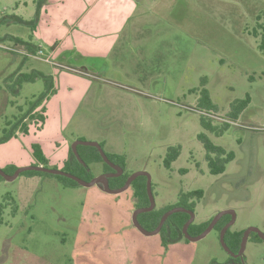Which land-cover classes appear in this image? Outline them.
Masks as SVG:
<instances>
[{"label":"rangeland","instance_id":"1","mask_svg":"<svg viewBox=\"0 0 264 264\" xmlns=\"http://www.w3.org/2000/svg\"><path fill=\"white\" fill-rule=\"evenodd\" d=\"M38 2L0 0L1 45L16 44L8 35L29 38L30 27L16 18L32 20ZM144 3L152 17L143 26L145 40L137 36L136 48L142 45L145 60L135 56L138 66H132L127 53L122 71L96 79L94 97L87 95L64 135L71 142L104 143L105 153L122 156L127 173L146 171L155 209L176 203L181 193L201 190L202 197L192 199L194 224L232 209L230 232L249 227L264 232V52L258 48L260 36L252 35L262 24L264 0ZM23 58L0 48V128L45 89L41 78L13 84L18 71L31 72V63H37ZM202 88L216 111L198 106ZM246 95L250 102L231 120L230 104ZM201 116L213 125L229 126L216 136L204 130ZM200 132L234 152L223 173L208 171ZM174 145L180 146V154L166 168L163 158ZM102 167L89 165L92 177ZM36 177L19 174L12 181L0 180V205L9 195L17 209L11 215L9 205L2 214L0 264H264V241H256L255 233L248 236L239 262L230 261L217 227L196 241L182 239L164 247L159 234L144 235L133 226L136 207L130 186L111 194L98 184L64 187L54 177Z\"/></svg>","mask_w":264,"mask_h":264},{"label":"crops","instance_id":"2","mask_svg":"<svg viewBox=\"0 0 264 264\" xmlns=\"http://www.w3.org/2000/svg\"><path fill=\"white\" fill-rule=\"evenodd\" d=\"M144 1L42 0L38 19L32 25L33 28H30L29 38L20 39L30 43L34 48L32 52L41 47L44 54L51 55L53 61L61 66L24 56L25 61L31 59L37 62L31 63L30 71L37 70L50 76L53 87L35 109H42L45 117L42 128L36 130L35 126L30 125L27 135L17 133L15 137L0 145L1 168L35 163L31 149L34 142L40 144L50 165H57L58 168L63 166L73 142L64 132L71 125L87 95L91 92L94 97L96 79L108 78L114 72L122 71L124 63L127 62V53L133 58L132 66L136 67L138 60L135 56L141 60H145L147 56L142 45L138 46L139 50L136 48L137 36L141 37L142 41L145 40L143 26H146L148 17H152ZM16 45L28 50L23 44ZM42 64L49 66L47 70ZM75 69L81 72H73ZM20 73L27 71L20 70L15 76ZM133 75L137 79L140 77L136 72ZM11 89L9 88L11 92L17 91ZM181 241L182 239L175 243ZM183 244L191 246L188 242Z\"/></svg>","mask_w":264,"mask_h":264},{"label":"trees","instance_id":"3","mask_svg":"<svg viewBox=\"0 0 264 264\" xmlns=\"http://www.w3.org/2000/svg\"><path fill=\"white\" fill-rule=\"evenodd\" d=\"M41 3L42 0H39V2L37 3V12L32 20L24 21L20 18H16V20L25 25H28L32 29L33 28L32 25L38 19V10L40 8ZM260 19L261 16H257V21H260ZM257 26H258L257 29L253 30L252 35L254 37L260 36V43L258 44V48L264 52V16H263L262 24L257 23ZM8 38L16 43L23 44L28 50L32 51L34 49L30 46L29 42L23 41L20 38L10 37V36H8ZM38 78H41L44 81L45 84L44 91L34 101L33 100L30 101L25 110L23 108H19V112L16 116H13L12 119H8L4 122V125L0 128V145L7 142L10 138L15 137L17 133L27 135L29 133L30 125L35 126L36 130H40L42 128V124L45 120V117L42 114V109L38 111H35V109L37 108V106H39V104H41L42 100L51 92L50 89L53 87L51 77L45 75L40 71L32 70L31 72L28 73L18 74L17 77L14 79L13 84L19 87L23 82H33ZM7 86L11 87L10 84ZM11 88L14 90L16 89L15 87H11ZM249 102H250V97L248 95H246L243 99L234 100L230 104L227 116L231 120H235L240 115V113L246 108ZM198 106L204 107L206 109H212L214 111L217 110V106L212 103V101L209 98L208 90H206L205 88H202L200 91ZM200 124L204 128V130L210 131L216 136L221 135L229 126L227 122H223L221 125L218 126L213 125L209 120V118L206 119V117L203 116H201L200 118ZM197 139L201 142L202 147L204 149L205 152L204 158L206 160L208 171L210 172V174L217 175L223 173L225 171L226 165L235 158L234 152L227 151L224 147L213 143V141L203 132L198 133ZM99 144L103 147L102 143ZM31 149H32L33 158L35 160V163L33 164H38L45 167L58 168L55 165L48 166V160L44 156L39 143L36 142L32 143ZM77 152L82 161L80 162L73 154L71 148H69L68 158L67 160L64 161L63 166L60 167L61 170L72 173L85 180H90L92 178V174H90V170H89V165L91 163H101L103 165V170H110V167L103 162L98 150L95 147L78 145ZM179 154H180L179 145L169 146L163 158L164 166L166 168H170L171 163L177 159ZM106 155L112 162H116L124 166V160L122 159L121 155L107 154V153ZM16 168L17 167L15 165H10L2 169L6 173H13ZM181 171L185 172V170H181ZM20 175L54 177L64 187L80 186L74 180L63 175L50 174V173L34 171V170L23 171L20 173ZM81 175H86V177L84 178ZM127 176L128 174H124L118 178H114V179L110 178L109 187L117 188L122 186ZM2 179L3 178L0 176V180ZM130 187L133 192L136 208L145 207L149 205V198L146 192V178L144 176H138L137 178H135L131 182ZM202 195L203 192L201 190H193L186 193H181L176 203L160 209L154 208L151 211L140 213L137 216V220L144 229L153 230L157 226L161 216L165 211L173 207H185L193 211L196 203L192 199L193 198L199 199L202 197ZM8 198H10V196L6 195L5 203L0 205V224L3 222L2 214L7 206L11 205L10 207L11 215L16 214V210H17L16 205L14 204V201L12 199L11 202V200ZM188 218L189 215L185 212L172 213L167 217V219L165 220V222L161 227L160 232L158 233L161 238V243L164 247H166L169 242H176L177 240L185 239L182 234V226L187 221ZM211 218L200 224L191 223L188 227V232L191 235L199 234L208 225ZM227 218L228 215L222 216L220 220L216 223L214 228L217 227V229L220 230L224 225V223L226 222ZM242 233L243 231L230 232L228 230L226 232L224 238L226 244L231 250H235L238 247H240ZM254 238L258 242L263 241L256 234H254ZM185 240L188 241L187 239ZM229 259L230 261L235 262V260L232 259L231 257H229Z\"/></svg>","mask_w":264,"mask_h":264},{"label":"water","instance_id":"4","mask_svg":"<svg viewBox=\"0 0 264 264\" xmlns=\"http://www.w3.org/2000/svg\"><path fill=\"white\" fill-rule=\"evenodd\" d=\"M78 145H85V146H92L95 147L103 162L106 163L108 166L114 168L115 170H117V173H105V174H99L97 176L92 177L90 180H85L82 179L72 173L66 172L61 170L60 168H52V167H45L42 165H38V164H28V165H23V166H19L17 167L13 173H6L1 167H0V176L6 180V181H12L14 180L21 172L23 171H28V170H34V171H41V172H46V173H50V174H57V175H63L66 176L72 180H74L75 182H77L80 186H84V187H90L93 186L95 184H98L99 187L107 192V193H111V194H116V193H120L124 190H126L131 182L137 178L138 176H144L146 178V192L149 198V205L145 206V207H139L136 208L132 214V224L133 226L142 234L144 235H153V234H158L161 230V227L163 225V223L165 222V220L167 219V217L169 215H171L172 213H176V212H185L189 215V218L187 219V221L183 224L182 226V234L184 236L185 239H187L188 241H196L202 237H204L211 229L214 228L215 224L219 221V219L224 216V215H230L231 219L228 223H226L220 230L219 233V240L220 243L222 245V247L226 250V252L233 258L241 257L243 255V251L245 248V243L247 241V238L249 236L250 233H255L261 240L264 241V232L259 230L256 227H249L247 228L245 231H243L242 233V237H241V242H240V247L238 252L234 253L230 250V248L228 247V245L226 244L225 241V233L228 229V227L233 223L234 218H235V212L232 209H224L221 210L219 212H217L210 220V222L208 223V225L203 229V231H201L199 234L197 235H191L188 232V227L189 225L193 222L194 219V213L192 210L185 208V207H173L167 211H165L163 213V215L161 216L157 226L153 229V230H146L144 229L138 222L137 220V216L140 213L143 212H148L154 209V200H153V195L151 192V179L149 174L146 171L143 170H139V171H135L132 172L130 175H128V177L126 178L124 184L120 187L117 188H110L109 187V183H108V177L109 176H115V175H119L122 173V168L120 166H118L117 164L113 163L106 155L105 151L103 150L102 146L95 141H85V140H81V139H76L74 140L71 145L70 148L73 152V154L75 155V157L81 162V158L77 152V146Z\"/></svg>","mask_w":264,"mask_h":264},{"label":"built area","instance_id":"5","mask_svg":"<svg viewBox=\"0 0 264 264\" xmlns=\"http://www.w3.org/2000/svg\"><path fill=\"white\" fill-rule=\"evenodd\" d=\"M0 48L6 49L10 52H14V53H19L27 58H31V59H39L42 60L44 62L47 63H51V64H55L58 65L55 61H53L51 55H46L44 54V51L41 47H38L35 51H28L26 49H23L21 47H19L18 45L14 44V46H5V45H1L0 44ZM61 66V65H58ZM211 118L213 119H217L219 121H227L225 118L221 117V116H217V115H210Z\"/></svg>","mask_w":264,"mask_h":264},{"label":"flooded vegetation","instance_id":"6","mask_svg":"<svg viewBox=\"0 0 264 264\" xmlns=\"http://www.w3.org/2000/svg\"><path fill=\"white\" fill-rule=\"evenodd\" d=\"M113 163H115V164H117L118 166H120L121 168H122V173L121 174H119V175H115V176H109L108 177V183H109V179L110 178H118V177H120V176H122V175H124V174H128V175H130L131 173H127L126 171H125V163H124V166H122V165H120L119 163H116V162H113ZM110 167V166H109ZM105 173H117V170H115L114 168H112V167H110V170H103L102 169V171H101V173L100 174H105ZM128 177V176H127ZM99 186V185H98ZM101 189V188H100ZM230 219H231V216L230 215H228V218H227V220H226V222L224 223V225L226 224V223H228L229 221H230ZM235 219V218H234ZM220 220V219H219ZM193 223V222H192ZM216 225V224H215ZM223 225V226H224ZM222 226V227H223ZM230 227V226H229ZM228 227V228H229ZM221 230V229H220ZM227 231H228V229H227ZM226 231V232H227ZM226 234V233H225ZM250 235V234H249ZM231 250V249H230ZM238 250H239V247L237 248V249H235V250H231L232 252H234V253H236V252H238ZM229 257H231L230 255H229ZM232 259H234L235 260V262L236 261H238L239 262V259H242L241 257L239 258V256L238 257H235V258H233V257H231Z\"/></svg>","mask_w":264,"mask_h":264}]
</instances>
